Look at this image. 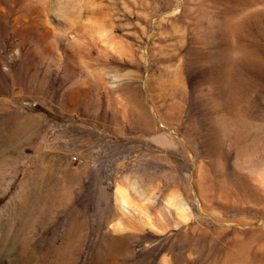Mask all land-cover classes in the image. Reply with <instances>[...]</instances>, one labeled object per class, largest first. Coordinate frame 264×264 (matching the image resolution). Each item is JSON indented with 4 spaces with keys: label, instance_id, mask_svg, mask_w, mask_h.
I'll list each match as a JSON object with an SVG mask.
<instances>
[{
    "label": "rangeland",
    "instance_id": "rangeland-1",
    "mask_svg": "<svg viewBox=\"0 0 264 264\" xmlns=\"http://www.w3.org/2000/svg\"><path fill=\"white\" fill-rule=\"evenodd\" d=\"M0 264H264V0H0Z\"/></svg>",
    "mask_w": 264,
    "mask_h": 264
},
{
    "label": "bare ground",
    "instance_id": "bare-ground-1",
    "mask_svg": "<svg viewBox=\"0 0 264 264\" xmlns=\"http://www.w3.org/2000/svg\"><path fill=\"white\" fill-rule=\"evenodd\" d=\"M72 5V4H71ZM73 9V8H72ZM96 9V8H95ZM103 10V9H102ZM96 11V10H95ZM71 16H72V14H71ZM70 16V17H71ZM73 17V16H72ZM70 19V18H69ZM68 19V20H69ZM68 20H66V21H64V23L62 24V27H61V31L63 32V33H67L68 32V30H70L72 27H73V21L70 19L69 21ZM76 22V21H75ZM76 25V24H75ZM78 28V27H77ZM76 30V29H75ZM92 30V29H91ZM81 31V30H80ZM86 31H87V29H86ZM98 31V30H97ZM104 31V30H103ZM56 32V31H55ZM52 33V32H51ZM74 33V32H73ZM77 33H79L78 31H77ZM91 33V32H90ZM102 33V32H101ZM82 34V33H81ZM94 34V33H93ZM97 34V33H96ZM95 34V35H96ZM91 35V34H90ZM99 35V34H98ZM101 35V34H100ZM97 36V35H96ZM80 39V38H79ZM109 40V39H108ZM97 45V44H96ZM57 55H58V53H57ZM83 58V57H82ZM57 59V58H56ZM93 71V70H92ZM95 77V76H94ZM97 78V77H96ZM103 77H101V79H102ZM103 81V80H102ZM76 91V90H75ZM114 92V91H113ZM157 138H158V141L160 142V143H162V144H166V145H168V144H171L172 145V143H173V141L171 140V138H167L166 136H164V135H158L157 136ZM261 175V174H260ZM117 197H118V199H119V203H120V205H121V207H122V209L126 212V213H132V203L133 202H131V197H130V193L128 192V190H127V188L126 187H124V186H122V185H119L118 187H117ZM185 216V215H184ZM186 217V216H185Z\"/></svg>",
    "mask_w": 264,
    "mask_h": 264
}]
</instances>
